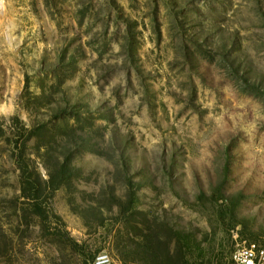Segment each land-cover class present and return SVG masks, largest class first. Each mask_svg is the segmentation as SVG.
I'll return each mask as SVG.
<instances>
[{"label":"rangeland","instance_id":"obj_1","mask_svg":"<svg viewBox=\"0 0 264 264\" xmlns=\"http://www.w3.org/2000/svg\"><path fill=\"white\" fill-rule=\"evenodd\" d=\"M264 247V0H0V264H231Z\"/></svg>","mask_w":264,"mask_h":264},{"label":"built area","instance_id":"obj_2","mask_svg":"<svg viewBox=\"0 0 264 264\" xmlns=\"http://www.w3.org/2000/svg\"><path fill=\"white\" fill-rule=\"evenodd\" d=\"M93 264H113L105 252L98 253ZM231 264H264V247L254 243L237 244L231 259Z\"/></svg>","mask_w":264,"mask_h":264},{"label":"trees","instance_id":"obj_3","mask_svg":"<svg viewBox=\"0 0 264 264\" xmlns=\"http://www.w3.org/2000/svg\"><path fill=\"white\" fill-rule=\"evenodd\" d=\"M120 262H121L122 264H124V263H125V262H124V261H122V260H121Z\"/></svg>","mask_w":264,"mask_h":264}]
</instances>
